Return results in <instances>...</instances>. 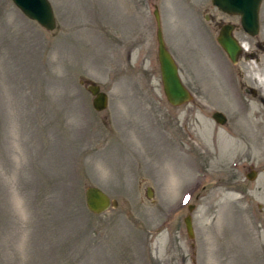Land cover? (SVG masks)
I'll return each instance as SVG.
<instances>
[{"label": "rangeland", "instance_id": "1", "mask_svg": "<svg viewBox=\"0 0 264 264\" xmlns=\"http://www.w3.org/2000/svg\"><path fill=\"white\" fill-rule=\"evenodd\" d=\"M48 2L52 31L0 0V264H264V55L250 57L239 20L210 0ZM155 8L193 96L179 108L162 91ZM210 18L238 26L237 65ZM89 187L117 207L90 213Z\"/></svg>", "mask_w": 264, "mask_h": 264}, {"label": "water", "instance_id": "2", "mask_svg": "<svg viewBox=\"0 0 264 264\" xmlns=\"http://www.w3.org/2000/svg\"><path fill=\"white\" fill-rule=\"evenodd\" d=\"M14 5L30 20L35 21L38 25L47 31L55 29V19L51 5L47 0H11ZM262 0H211L212 4L219 10L230 16H238L242 29L250 36H254L258 29V10ZM157 22V57L159 63V72L162 82V89L166 101L172 107H180L191 101L190 92L182 84L177 66L171 55L166 49L157 12L154 13ZM217 43L225 51L232 63L241 53L238 42L231 35V26H224ZM88 91L94 97L92 106L95 111L102 112L107 108V95L100 91L99 86L89 85ZM213 118L219 124H224L225 117L221 113H215ZM255 174L248 179L253 180ZM151 191L148 189L147 196L151 197ZM85 203L87 209L99 215L110 208L117 207V201L110 197L97 187H89L85 190ZM193 207H189V211ZM187 235L190 239L194 237L191 217L184 219Z\"/></svg>", "mask_w": 264, "mask_h": 264}, {"label": "flooded vegetation", "instance_id": "3", "mask_svg": "<svg viewBox=\"0 0 264 264\" xmlns=\"http://www.w3.org/2000/svg\"><path fill=\"white\" fill-rule=\"evenodd\" d=\"M261 7L259 8V12H258V29H257V32L254 34V36H252L253 37V40H254V46H253V48H252V52L251 53H249L250 54V57H252L254 60H256V59H259V57H260V55H264V25H263V27H262V29L263 30H261V26H260V20L263 18V20H264V0H262V2H261V5H260ZM226 15V14H225ZM205 17V16H204ZM230 17H232V18H237L238 20H239V18L238 17H233V16H230ZM207 18H204V20H206ZM262 20V22L264 23V21ZM210 24H211V26H213L214 28H218V32H219V30H220V28L222 27V26H224L225 24H221V23H219V22H214V20L213 19H209V21H208ZM232 30H233V33H234V31L235 30H238V26H235V25H232ZM241 27V26H240ZM241 30H242V28H241ZM243 31V30H242ZM244 32V31H243ZM245 33V32H244ZM246 34V33H245ZM261 34H262V37H261V39H259L260 38V36H261ZM224 53V52H223ZM245 52H243V51H241V53L238 55V57L236 58V63H232L231 61H230V59L227 57V55L224 53V55H225V57H226V60L225 59H223L224 60V62L225 61H227V62H229L231 65H237V63L240 61V59L243 57V56H245ZM212 56V55H211ZM247 59V58H246ZM247 92H249V90H246ZM250 92H251V94H252V96H254L255 95V93L253 92V90H250Z\"/></svg>", "mask_w": 264, "mask_h": 264}, {"label": "bare ground", "instance_id": "4", "mask_svg": "<svg viewBox=\"0 0 264 264\" xmlns=\"http://www.w3.org/2000/svg\"><path fill=\"white\" fill-rule=\"evenodd\" d=\"M242 43V42H241ZM242 46H243V49L244 50H247V44L246 43H242ZM262 71H264V65H263V68H262V70L260 71V70H255V74H257V77H258V79H259V83H260V81H261V84L264 86V73L262 72ZM261 77H263V78H261ZM261 79H263V80H261ZM263 97V98H262ZM259 101L261 102V103H263L264 104V93H263V96H261L260 98H259ZM191 205V204H190ZM190 205L187 207V208H189L190 207Z\"/></svg>", "mask_w": 264, "mask_h": 264}]
</instances>
